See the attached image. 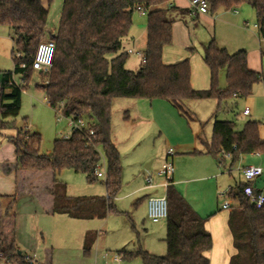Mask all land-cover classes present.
Here are the masks:
<instances>
[{"label":"trees","instance_id":"trees-1","mask_svg":"<svg viewBox=\"0 0 264 264\" xmlns=\"http://www.w3.org/2000/svg\"><path fill=\"white\" fill-rule=\"evenodd\" d=\"M169 1L64 0L57 31L47 34L49 8L42 0H0V25H7L14 36L13 69L0 70V132L16 128L22 94L33 74L38 46L49 35L56 43L54 65L49 73L40 72L46 85L39 86L50 107L56 110L63 104L66 116H84L92 122L94 130L93 135L88 131L73 132L68 139H55L52 152L46 154L41 152L38 133L23 132L20 127L17 135L9 136L16 146L17 158L12 169L19 173L18 189L14 195L0 196V254L10 264H30L25 259L26 254H19L16 216L12 213L18 198L25 193L24 188L31 189L37 196L50 197V213L91 219L117 211L111 199L121 189L122 166L120 152L112 141L113 98L165 100L180 115L190 119L185 101L215 98L219 101L216 115L228 99L247 97L253 93L254 85L264 82L262 72L249 68L246 50L229 53L212 39L203 54L210 71V86L206 90H195L191 84L189 59L174 64L163 61L164 48L172 45L174 14L188 12L167 6ZM207 1L210 14L250 5L256 15L258 36L264 41V0ZM139 9H144L147 17L146 62L134 71L126 67L129 54L122 50V42L130 33L134 13L141 12ZM222 71L226 72L225 88L220 86ZM14 74L22 80L18 85L10 84ZM102 153L107 160V200L100 201L102 211L97 213L92 211L90 200L68 196L66 185L57 175L64 169H72L95 181ZM205 153L222 159L229 154L233 164L244 155L264 153L260 122L249 120L237 130L232 120L215 121ZM48 177L52 178L51 182ZM242 188L243 183L227 194L233 200L228 225L237 250L229 264H264V206L256 208ZM166 196V255H156L142 248L121 250L118 255L123 261L140 259L143 264H210L206 253L212 249L213 241L205 226L207 218L191 207L173 183L167 188ZM90 252L91 245H88L84 254ZM44 264H49V260Z\"/></svg>","mask_w":264,"mask_h":264},{"label":"rangeland","instance_id":"rangeland-1","mask_svg":"<svg viewBox=\"0 0 264 264\" xmlns=\"http://www.w3.org/2000/svg\"><path fill=\"white\" fill-rule=\"evenodd\" d=\"M42 2L49 8L47 34H55L59 26L64 0H42ZM220 12L224 13L218 18L217 15ZM220 12L215 15L218 20L215 26H208L204 23L198 24L196 27L192 25L191 39L193 41L198 40L193 45L195 51L183 49L185 58L190 60L194 83L199 87L206 86L209 88L210 86V71L204 62L203 54L204 46L210 43L212 39H215L219 47L226 48L229 53H235L241 49L250 51L255 47L256 51L252 52L251 55L255 57L257 70L264 75V54L260 51L261 43L257 33L258 29L247 30L243 25L244 21H248L251 27L257 23L252 7L244 4L238 9V14L234 11L221 10ZM142 16L139 11L134 13V18ZM233 16L241 21L236 24L237 26ZM11 32L7 25H0V70H12L14 66L12 58L14 44L11 40ZM48 37L50 35L46 38ZM136 47L143 52L144 47L142 45ZM262 49L264 52V44ZM141 61L140 54H129L126 65L137 70L142 63ZM206 76L207 78H204ZM14 78L19 83L20 76L15 75ZM43 83L44 80L40 71L34 69L26 92L22 94V105L17 121L24 120L23 132L29 131L40 134L41 152L46 154L53 150L55 139L69 134L70 128L67 126L66 119H58L56 110L47 104L45 92L39 86ZM226 85V72L222 71L220 73V86L225 88ZM184 104L185 111L190 117L189 120L175 109H171L174 114L170 115L168 108L171 106L165 100L131 97L112 99V139L119 148L122 166V184L118 193L119 197L130 193L131 189L138 185H146V178L149 175H152L153 181L156 183L159 178L157 179L154 175L164 162L169 148L175 150L173 158H182V164L189 169L195 168L207 160H212L214 156L211 155L185 154V152L187 149L193 150L194 148L200 151L204 150L201 141L212 136L215 121L232 120L236 123L237 130H241L249 120L258 121L260 122V138L264 140V82L254 85L253 93L247 97L228 99L216 115L219 101L215 98L190 99ZM245 107L252 110L251 116L242 115ZM17 130L16 127L4 132L8 135H17ZM177 143L181 145L180 149L177 148ZM192 145L196 146L193 147ZM221 158L219 156L216 159L220 160ZM248 158L249 155H245L244 158H240L234 164L230 158H223L222 164L224 165L220 169V174L226 175L224 177H226L228 184L235 185V182L239 181L238 163L243 160V164H247ZM148 165L151 168L147 169ZM231 167L233 168V176L228 174ZM98 171L104 174L107 172V160L103 153ZM59 178L67 184L69 193L75 196H107L106 176L97 178L96 181L90 183L84 173L64 169ZM161 181H164V178ZM164 193L165 189L161 188L159 195ZM25 200H18L15 204L16 237L20 245L22 243L28 245L40 240L42 242L41 250L49 248L53 252L49 264H112L111 260L115 256L114 251L123 246L137 248L143 244V241L155 249L159 255L164 256L167 253V244L164 241L166 233L163 234L164 236H157L151 230V220L148 218L145 206L143 204L135 206L134 203H131L129 196L115 202L119 211L106 212L103 219L100 220H73L61 216H43L39 217L41 219L38 222L35 213H33V207L29 202L25 203ZM121 210L131 212L130 215L134 222L128 219L127 212ZM166 224L167 222L163 221L162 225ZM86 231L97 238V243L89 255L84 254L82 244V232ZM43 243L49 245H43ZM21 250L30 253L27 248ZM0 264L9 263L0 259ZM121 264L143 263L140 259H136L129 262L123 261Z\"/></svg>","mask_w":264,"mask_h":264},{"label":"crops","instance_id":"crops-1","mask_svg":"<svg viewBox=\"0 0 264 264\" xmlns=\"http://www.w3.org/2000/svg\"><path fill=\"white\" fill-rule=\"evenodd\" d=\"M167 6H175L179 9H187L188 10V12L186 14H181V13H175L174 14L176 20L172 26V45L166 46L163 50V61H164V63L165 64H174V63L183 61L185 59H189V58H185L186 56L183 53V49H188L191 52L195 51L193 45L195 44V42H198V40L195 39L193 41L191 39L192 25L196 27L198 24L204 23V24H207L208 26H215L216 22L218 21L215 15H217L221 10L215 14H210V13L200 14L191 6L189 0H170L169 3L167 4ZM223 13L224 12H220V14L217 15L218 18L221 17L223 15ZM234 13L238 14V9L234 10ZM142 15H143L142 17H137V18H134V16H133V23H132L130 33H129L128 37H126L122 42V50L127 52L128 54H134V53H129V50H133L134 52H140V53L144 54V50L146 47V35H147V17H146L145 13H142ZM230 17H232V16H230ZM233 19L235 21V25L237 23L241 22L237 17L233 16ZM243 25H245V28L247 30H249L251 28H253V29L257 28L258 29V27L256 26L257 23H255L253 25V27H251V25L249 24L248 21H244ZM11 40H12V43L14 44V36L12 35V32H11ZM259 40L261 43L260 51L262 53L263 52L262 47H263L264 41H262L260 38H259ZM141 45L144 47L143 52L138 50L136 47V46H141ZM241 50H245V49H241ZM255 51H256L255 47H253L250 51H247V53H248V66L250 69H252L254 71H259V70H257L258 66L256 64L255 57H253L251 55V53L252 52L254 53ZM140 57H141V55H140ZM142 64L143 63H141L140 67L142 66ZM126 67L130 70H134V69H131L132 67H129L127 65H126ZM259 72H261V71H259ZM191 78H192L191 84H192V87L195 88V90H206V89H208V87H206V86L205 87H199V86L195 85L192 75H191ZM204 78H207V76ZM45 100L47 101L46 96H45ZM47 104H48V102H47ZM170 106H171V108H168V111H170V115H173L174 112H172L171 109H175V108L171 104H170ZM246 108L249 109L248 115L244 114V110ZM244 110L242 111L243 116H251L252 110L249 107H245ZM23 122H24V120L19 121V122L17 121L16 127L17 128L22 127ZM4 131L0 132V196H11V195L16 194V192H17V189H18L17 181H18V174L19 173L16 172L15 169H12L14 164L16 163V158H17L16 146L12 142V140L9 139V136H12V135L5 134ZM111 133H112V130H111ZM198 137H200V136H198ZM211 138H212V136L210 138H205L203 141H201L202 144L204 145V150L200 151V150H197L195 148L193 150L187 149L185 154L196 153L198 151L202 152L201 154H207V153H205L206 146L211 141ZM112 141H113V139H112ZM113 143L117 147V149L119 150L116 143L114 141H113ZM176 146L178 149L181 148L180 147L181 145H179V143H177ZM192 146L194 147L196 145H192ZM51 152H49V153H51ZM207 155H209V154H207ZM248 155H249V158L246 160L247 164H243V160H242V162L239 161V163H238L237 170H238V174H239L240 178H239V181L235 182V185L228 184L226 177H224L226 175L220 174V169H222L221 167H223V165H224V164H222L224 162V159H222V158L220 160H218V159L213 157L212 160H207L203 164H198L195 168H190V169L185 167V165L182 164V162H181L182 158H180V157L172 158V161H173L174 167H175V172L173 175V186L184 196V198L191 205V207L201 217L207 218L205 226H206V229L210 232V234L212 236V241H213L212 249L206 253V256L210 260V264H229L231 258L237 253V250L234 247L233 236H232V233H231L229 225H228V220H229L231 207L233 205V200L230 197H228L227 194L232 188H235L239 184L243 183L244 180H243V175H242V169L244 167H246L247 165H258V166H261L264 170V154L251 153ZM244 157H245V155L242 156L241 159ZM166 159H167V155L164 158V162L166 161ZM163 163L160 165V167L157 169V171L154 175V177H157V179L159 178V180L156 183H154L152 175H149L146 178V183H147L146 185H143V186L138 185L135 188H132L131 189L132 191H130V193H126L121 197H119L117 195L113 199H111V201L114 203L117 211H119V209L117 208V205L115 204V202L116 201L119 202V200L125 196H129L131 198V203H134L135 206H137L138 204H140V205L143 204L145 206V211H147V200H148V198L151 196H161V195H159L160 189L164 188L162 186L163 181H161V179L163 177L159 173ZM224 167H226V166H224ZM6 168H10L11 170L10 169L6 170ZM146 168L149 169L151 167H150V165H148ZM232 171H233V168L232 167L229 168V170H228L229 176H233ZM60 173L57 175V177L60 181H62L59 178ZM77 173H81V172H77ZM86 177H87V175H86ZM51 180H52V178L48 177V182H51ZM148 180H150L151 182H148ZM88 181L90 183L94 182V181H91L89 179H88ZM64 184L66 185V193L68 196H70L72 198L84 197L87 200H90L89 205L91 206L92 209H94L92 211H95L97 213H100L102 211V206H101L100 201L102 199L107 200L106 195L105 196H103V195H90V196L78 195V196H75V195L69 193L67 184L66 183H64ZM45 186H47L46 183H45ZM254 186L259 190H264V171H263V174L254 181ZM105 189H106V186H105ZM24 192H25L24 195H21L18 198V200L22 201L23 199H26L24 202L30 203V205L34 209L33 213H35V216L37 217L38 222H40V219H41L39 217H43V216H50V217L51 216H61V217H67V218H70L73 220H100V219H103V218L98 217L97 215L91 219H80V218H73V217H71L67 214H63V213H50L49 210L52 208V199L50 197L37 196L35 193L31 192V189L29 191L26 188H24ZM165 193H166V189H165ZM106 194H107V191H106ZM164 194H162V195H164ZM225 202H228L230 204L229 208H226V209L223 208V204ZM121 211H124V210H121ZM88 212H89V210H88ZM124 212H127L128 213L127 214L128 219L134 222V219L130 215L131 212H129V211H124ZM12 213H15V215H16L15 205L12 209ZM107 213H109V211ZM163 221H166V220H162L158 223H153L151 221V230L153 232H155L157 234V236H164L163 234H165V233L167 234L166 225H162ZM16 239H17V244H18L20 251L26 255H35L36 260L40 264H44V262H46V260L51 259V256L53 254L52 250L49 248H43V250H41L42 249L41 248L42 242H40V240L34 241L28 245L26 243L25 244L22 243L20 245V242H19L17 237H16ZM165 239H166V237H165ZM165 239H164V241H165ZM96 243H97V238L95 235L93 236L92 233L89 234V231L82 232L83 250L86 246L91 245V252H92ZM43 245H49V244L43 243ZM22 248L23 249L27 248V250L30 253L28 254V253L23 252L21 250ZM139 248H142V249H144L150 253L159 255V253H156L157 251L155 249H152V247L150 245L146 244L144 241H143V244L137 248H129L128 246H123L120 249H117L116 251H114V253L116 255L121 250H135V249H139ZM42 251H43V258H42ZM0 259H3L6 261V259L1 254H0ZM111 263L112 264H121V263H123V260L120 262L115 261L114 256H113Z\"/></svg>","mask_w":264,"mask_h":264},{"label":"built area","instance_id":"built-area-1","mask_svg":"<svg viewBox=\"0 0 264 264\" xmlns=\"http://www.w3.org/2000/svg\"><path fill=\"white\" fill-rule=\"evenodd\" d=\"M191 6L200 14H207L209 11V3L207 0H189ZM142 13L146 11L144 9H139ZM257 26V25H256ZM56 50V43L54 40L50 38H46L43 40L37 49L34 61H33V69L38 70L40 72L49 73L54 65V54ZM129 53H137L141 55L142 63L146 62V58L144 54L140 52H134L133 50H129ZM20 56L19 54L17 55ZM15 74L13 75V79L11 80L10 84L18 85L22 82L17 83L14 79ZM26 92L25 90L23 93ZM63 104H60L58 108H56V112L58 114V119H66L67 126L70 128V133L66 134L64 137L65 139L70 138L73 132H89L90 135L94 134L93 125L90 120H88L84 116L78 115H71L66 116L63 113ZM244 114H249V109L246 108L244 110ZM175 155V150L173 148H169L167 153V159L163 163L159 173L164 178L162 186L167 190V188L173 183V175L175 172L174 163L172 161L173 156ZM226 158H230V155L227 154ZM263 168L258 165H247L242 169L243 175V194L253 203L256 208L260 209L264 206V190H259L254 186V181L259 178L263 174ZM95 176L97 178H103L104 176L107 177L106 174L102 173L101 171H96ZM148 182H151L148 180ZM230 204L225 202L223 204V208H229ZM147 215L149 220L153 223H158L162 220H166L168 218V201L166 193L161 196H151L147 200ZM25 259L30 264H40L37 260L35 255H27ZM115 261H122V257L118 254L114 256Z\"/></svg>","mask_w":264,"mask_h":264},{"label":"water","instance_id":"water-1","mask_svg":"<svg viewBox=\"0 0 264 264\" xmlns=\"http://www.w3.org/2000/svg\"><path fill=\"white\" fill-rule=\"evenodd\" d=\"M46 84H43V86H45ZM19 254H21V251H19Z\"/></svg>","mask_w":264,"mask_h":264}]
</instances>
